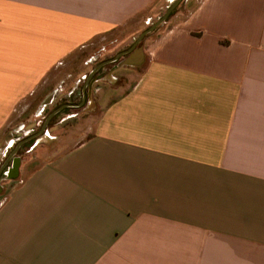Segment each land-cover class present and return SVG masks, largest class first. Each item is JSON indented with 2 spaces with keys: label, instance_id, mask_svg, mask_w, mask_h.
I'll use <instances>...</instances> for the list:
<instances>
[{
  "label": "crops",
  "instance_id": "crops-1",
  "mask_svg": "<svg viewBox=\"0 0 264 264\" xmlns=\"http://www.w3.org/2000/svg\"><path fill=\"white\" fill-rule=\"evenodd\" d=\"M164 1L0 0V129ZM183 5L79 140L41 126L0 180V264H264V0Z\"/></svg>",
  "mask_w": 264,
  "mask_h": 264
},
{
  "label": "rangeland",
  "instance_id": "rangeland-1",
  "mask_svg": "<svg viewBox=\"0 0 264 264\" xmlns=\"http://www.w3.org/2000/svg\"><path fill=\"white\" fill-rule=\"evenodd\" d=\"M174 0H165L161 5H158L153 11H149L150 18L145 21V16L142 18L141 22L137 23L141 24V29L138 32L133 31V34L129 35V29H125L120 35L125 38H117L115 42H110L106 45L105 48L100 49V51L94 50L88 54H80L76 60L71 61L67 64L66 71L63 74L62 80L59 82V86L56 88L57 92L55 93V98L48 102L45 106H43V102L47 96L41 97L37 102L32 104L23 105L29 107L24 110V112L20 109L17 111L12 118L0 129V163L6 158L5 155L9 154L12 151L16 143H13L15 140L17 142L18 139L27 136L30 133H36L39 131L43 123L45 122L48 115L54 110V108L61 103H63L64 96H68L74 89L81 90L82 85L85 83V79L82 76H87L89 71L95 67L97 62L110 58L117 54L121 49H125L128 46L132 45L136 39L139 37V33L156 22L168 9V7L173 3ZM184 1V0H183ZM181 1L177 8L183 2ZM199 1V0H197ZM190 7H181L177 10H182L184 13H187ZM175 11V13L177 12ZM148 12V14H149ZM172 17V16H171ZM169 17V19L171 18ZM169 19H167L163 24L158 26L161 28ZM136 24H134L135 26ZM133 29V27H129ZM127 30V31H126ZM129 35V36H128ZM122 42V43H121ZM117 46V47H116ZM96 58V59H95ZM93 60V61H89ZM133 70L130 67H122L119 66L117 70L112 72V75L115 76V80H105L103 76L107 73V69H104L101 72V76L97 82H95L91 89L93 98L96 100H101L104 97L111 96L116 93L115 88L122 86L123 88L128 87L134 81ZM50 93V92H49ZM77 99H80L77 97ZM44 100V101H43ZM22 107V106H21ZM93 105L80 108H63L56 115H54L47 124V129L55 131L57 138L54 142H69L71 140H79L84 134V130L90 125L91 115L93 113L92 110ZM67 115H74L71 118H66L65 120H61L63 117H67ZM53 131V132H54ZM57 131V132H56ZM38 137V136H37ZM33 138V141H36ZM32 140H30L31 142ZM40 141L43 143L53 142L51 139H43L40 138ZM29 142V143H30ZM31 144V143H30ZM30 144L24 146V148L20 151L22 153V157H28ZM11 145H13L11 147ZM48 151L47 153H49ZM48 156V155H47Z\"/></svg>",
  "mask_w": 264,
  "mask_h": 264
},
{
  "label": "water",
  "instance_id": "water-1",
  "mask_svg": "<svg viewBox=\"0 0 264 264\" xmlns=\"http://www.w3.org/2000/svg\"><path fill=\"white\" fill-rule=\"evenodd\" d=\"M183 1V0H174L173 3L168 7L167 11L156 21L154 22L152 25H150L149 27H147L145 30H143L139 37L136 39V41L133 43V45L127 49V50H124V51H121L119 52L118 54H116L114 57L112 58H109V59H106V60H103L102 62H100L99 64H97L92 70L91 72L88 74V77H87V80H86V83L85 85L83 86V99L81 102L79 103H65V104H62L61 106L57 107L56 109H54L49 115L48 117L46 118L45 122L43 123L42 125V128H41V131H44L46 129V126L48 124V122L50 121V119L56 115L59 111H61L63 108L65 107H78L80 105H82V103L85 101V99L87 98V95L88 93L90 92L91 90V87H92V83L94 82V78L92 79V77L103 67L105 66L106 64L108 63H111V62H114L116 61L118 58H120L122 55L130 52L131 50H133L139 43L142 42V40L144 39V37L151 33L152 31H154L158 26H160L161 24H163L167 18L169 17V15L171 14V12L178 6V4ZM92 79V80H91ZM91 80V82H90ZM52 100V98L50 97L48 100L44 101L43 102V106H45L48 102H50ZM35 136L32 135L31 137H28L27 139H24L22 141H20L16 147L14 148V150L12 151L11 156H13L17 151L18 149L20 148V146L27 140H29L30 138H34ZM6 164V163H5ZM4 164V165H5ZM3 165V166H4Z\"/></svg>",
  "mask_w": 264,
  "mask_h": 264
},
{
  "label": "flooded vegetation",
  "instance_id": "flooded-vegetation-1",
  "mask_svg": "<svg viewBox=\"0 0 264 264\" xmlns=\"http://www.w3.org/2000/svg\"><path fill=\"white\" fill-rule=\"evenodd\" d=\"M133 45V44H132ZM131 45V46H132ZM131 46H129L128 48H130ZM141 47V43H139L133 50H135V49H138V48H140ZM127 48V49H128ZM124 50H126V49H124ZM124 50H122V51H124ZM121 52V51H120ZM116 55V54H115ZM114 55V56H115ZM114 56H112V57H114ZM112 57H110V58H112ZM125 57H126V55L124 54V55H122L120 58H118L116 61H114V62H111V63H108V64H106L105 66H103L104 67V69H107V73L103 76V78L105 79L106 78V76H107V74L108 73H112V72H114L115 70H117L118 68H119V66H122L123 64H124V59H125ZM107 59H109V58H107ZM102 67V68H103ZM103 69V70H104ZM100 76H101V73L98 71L93 77H92V79L94 78L95 80H94V82L92 83V85L95 83V82H97L98 81V79L100 78ZM91 79V80H92ZM91 80H90V82H91ZM87 98H88V96H87ZM86 98V99H87ZM77 103V102H76ZM61 105V104H60ZM60 105H58V106H56L54 109H56L57 107H59ZM81 106H78V107H73V108H80ZM34 133H30V134H28L27 136H24L23 138H21V139H18L17 140V142L14 140L13 141V143H16V145L20 142V141H22V140H24V139H27L28 137H31L32 135H33ZM35 138V137H34ZM30 140H32L31 142H30ZM34 139L33 138H30L29 140H27V141H25L21 146H20V148L18 149V151L13 155V156H11L10 157V155H11V153H12V151L14 150V148L16 147V145L14 146V148L12 149V151L11 152H9V154H7V155H5L6 156V158L0 163V180L1 179H3V178H7V177H10L11 175H12V167L14 166V164L16 163V162H18V161H20V158L22 157V153H20V151L24 148V146H27V144H30V147L33 145V143H34V141H33ZM30 142V143H29ZM13 145H11V147H12ZM6 163V164H5ZM5 164V165H4ZM4 165V166H3Z\"/></svg>",
  "mask_w": 264,
  "mask_h": 264
},
{
  "label": "trees",
  "instance_id": "trees-1",
  "mask_svg": "<svg viewBox=\"0 0 264 264\" xmlns=\"http://www.w3.org/2000/svg\"><path fill=\"white\" fill-rule=\"evenodd\" d=\"M178 8L176 7L172 12H171V14L169 15V17H171L174 13H175V11L177 10ZM169 17L167 18V19H169ZM158 29V27L155 29V30H157ZM147 36V35H146ZM103 69H104V67L103 68H101L100 70H99V72L101 73L102 71H103Z\"/></svg>",
  "mask_w": 264,
  "mask_h": 264
}]
</instances>
